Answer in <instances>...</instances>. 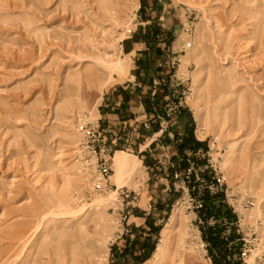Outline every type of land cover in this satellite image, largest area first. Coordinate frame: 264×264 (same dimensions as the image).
<instances>
[{
    "label": "rangeland",
    "instance_id": "1",
    "mask_svg": "<svg viewBox=\"0 0 264 264\" xmlns=\"http://www.w3.org/2000/svg\"><path fill=\"white\" fill-rule=\"evenodd\" d=\"M0 264H264V0H0Z\"/></svg>",
    "mask_w": 264,
    "mask_h": 264
},
{
    "label": "crops",
    "instance_id": "2",
    "mask_svg": "<svg viewBox=\"0 0 264 264\" xmlns=\"http://www.w3.org/2000/svg\"><path fill=\"white\" fill-rule=\"evenodd\" d=\"M127 93V92H126ZM125 95V93L123 92L122 95ZM141 94V93H139ZM120 95L121 94H118L117 95V99H119V102H117V104L114 105V108L116 111L112 114V116H114L115 118L114 119H117L118 120V124H122V123H125V122H128L129 125L131 126L132 124H130L132 121L136 120L137 121V118L135 117V113H139L140 111L143 112L144 114L147 113L145 112L144 108H143V101H140L139 102V107L136 108V112L135 110H132L131 106H130V99L132 98H136V95H137V92H133V91H130L127 96L128 98L126 99H121L120 98ZM143 95H140L139 98L142 99ZM140 117H143L142 115ZM185 125V124H184ZM182 125V126H184ZM185 127V126H184ZM183 127V128H184ZM162 130H160L159 128L155 129L153 131V133L155 134H159V133H162L161 132ZM166 132H172L174 135H176L177 131H175L173 128H168L165 130ZM163 137V135H162ZM194 137L193 134L190 135V140L191 142L193 141L192 139H194V143L197 141L199 142V145L198 146H202L203 144H201L199 140H197V138H192ZM187 138V137H186ZM185 138V140H186ZM189 139V138H188ZM160 142L159 139H155V140H151L150 142V146L151 148H154L155 145ZM174 147V150H176L177 152H179V147L177 145H173ZM116 152H123V151H116ZM146 215H143V216H139V213H132L130 216H129V224H130V227L131 228H140V229H145L146 225L145 223L148 224V221L146 219Z\"/></svg>",
    "mask_w": 264,
    "mask_h": 264
},
{
    "label": "bare ground",
    "instance_id": "3",
    "mask_svg": "<svg viewBox=\"0 0 264 264\" xmlns=\"http://www.w3.org/2000/svg\"><path fill=\"white\" fill-rule=\"evenodd\" d=\"M119 68L120 66H117V69ZM112 161L114 168V174L112 176L113 183L121 185L125 181L126 177H129V174L133 170L136 164L135 160H132L125 152H115ZM161 250V247H159L157 249V253Z\"/></svg>",
    "mask_w": 264,
    "mask_h": 264
},
{
    "label": "built area",
    "instance_id": "4",
    "mask_svg": "<svg viewBox=\"0 0 264 264\" xmlns=\"http://www.w3.org/2000/svg\"><path fill=\"white\" fill-rule=\"evenodd\" d=\"M145 125V123H144ZM111 148H105L102 150V158H101V167L97 174L92 179V185L94 190L98 191L99 193H105L107 190H109L111 187L110 184V168L107 165V160L111 153Z\"/></svg>",
    "mask_w": 264,
    "mask_h": 264
},
{
    "label": "trees",
    "instance_id": "5",
    "mask_svg": "<svg viewBox=\"0 0 264 264\" xmlns=\"http://www.w3.org/2000/svg\"><path fill=\"white\" fill-rule=\"evenodd\" d=\"M194 142V140H193ZM196 145H199L198 142H195ZM159 228H155V227H152L151 228V232H157ZM208 240L212 242V244H214L215 246L217 245V238L214 237L212 234H209V237H208ZM154 246L151 247V249L153 248ZM149 257L148 253H145L142 255V257H140V260L141 261H145L147 258Z\"/></svg>",
    "mask_w": 264,
    "mask_h": 264
}]
</instances>
